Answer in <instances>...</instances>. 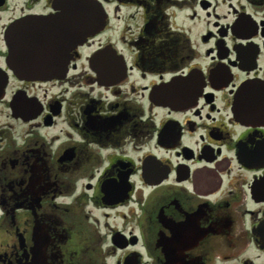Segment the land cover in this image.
Wrapping results in <instances>:
<instances>
[{
  "label": "flooded vegetation",
  "instance_id": "obj_1",
  "mask_svg": "<svg viewBox=\"0 0 264 264\" xmlns=\"http://www.w3.org/2000/svg\"><path fill=\"white\" fill-rule=\"evenodd\" d=\"M0 69V264H264V0H0Z\"/></svg>",
  "mask_w": 264,
  "mask_h": 264
},
{
  "label": "water",
  "instance_id": "obj_2",
  "mask_svg": "<svg viewBox=\"0 0 264 264\" xmlns=\"http://www.w3.org/2000/svg\"><path fill=\"white\" fill-rule=\"evenodd\" d=\"M84 1L87 0H81V2ZM96 10H100V7L97 5ZM16 28L19 31L17 33H14V29ZM20 28L22 29V31L20 30ZM32 40L27 38L24 21L21 22L20 25L16 24L12 26L10 31L6 34V41L9 46L8 59L12 62L11 65L18 68L19 71L28 76H39L44 75L45 73H51L43 68L45 57L41 55V48H38V52H34L30 47ZM3 90L4 85H2V80L0 79V96L2 95Z\"/></svg>",
  "mask_w": 264,
  "mask_h": 264
}]
</instances>
